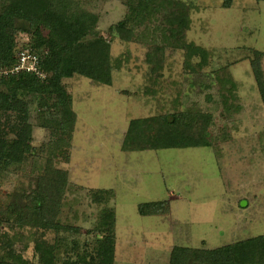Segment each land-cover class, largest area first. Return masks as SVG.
<instances>
[{
    "label": "rangeland",
    "instance_id": "obj_1",
    "mask_svg": "<svg viewBox=\"0 0 264 264\" xmlns=\"http://www.w3.org/2000/svg\"><path fill=\"white\" fill-rule=\"evenodd\" d=\"M69 1L92 15L82 43L101 40L112 85L64 79L76 116L66 128L56 96L19 92L32 150L21 164L0 163V260L11 249L28 264H102L101 245L114 236V264H170L176 247L213 250L264 235V104L252 70L259 52L264 74V2ZM16 27L28 31L15 34L17 49L33 42L29 22ZM180 113L212 116V147L122 149L132 120ZM24 125L0 110L1 140L15 141ZM49 160L69 173L61 230L20 227L13 204L27 202ZM163 201L166 215H140L141 204Z\"/></svg>",
    "mask_w": 264,
    "mask_h": 264
},
{
    "label": "trees",
    "instance_id": "obj_2",
    "mask_svg": "<svg viewBox=\"0 0 264 264\" xmlns=\"http://www.w3.org/2000/svg\"><path fill=\"white\" fill-rule=\"evenodd\" d=\"M232 1L226 0L225 7L230 8ZM70 5L69 0H0V73L5 70L6 75L2 79L7 86V92L0 91V110L17 112L25 122L15 141L0 139V163L4 165L21 164L32 150L33 126L28 122L27 107L18 100L19 92L44 97L56 96L64 105L66 128L75 125L76 116L72 110L71 97L62 84L64 79L80 75L103 85H112L109 54L101 46V40L92 45L82 43L83 38L93 32L89 25L92 15L71 8ZM18 20L29 22L34 39L17 49L15 34L28 32L27 29L16 27ZM42 26L49 30L48 37L42 34ZM25 51L38 56V69L46 75L45 79L32 72L16 71L20 66V54ZM261 56L263 54L255 53L252 70L264 104ZM202 60L205 62L203 57ZM211 122V115L199 113L132 120L122 149L133 153L210 148ZM68 183V171L55 168L49 160L45 175L40 178L37 188L26 197L27 202L22 206L13 204L11 214L16 215L15 223L20 227L61 230L57 218ZM165 204V201L141 204L139 213L142 216L166 215L168 209L164 212ZM100 252L102 264H114V236L105 240ZM81 261L85 264L84 259ZM0 264L28 263L14 255L10 249L8 258L0 260ZM170 264H264V235L213 250L176 247Z\"/></svg>",
    "mask_w": 264,
    "mask_h": 264
},
{
    "label": "built area",
    "instance_id": "obj_3",
    "mask_svg": "<svg viewBox=\"0 0 264 264\" xmlns=\"http://www.w3.org/2000/svg\"><path fill=\"white\" fill-rule=\"evenodd\" d=\"M19 58H20V66L16 69V71L22 70L26 72H32L42 77L43 79L46 78V75L44 73H41L38 69V65H39L38 56L30 53V51H25L20 54Z\"/></svg>",
    "mask_w": 264,
    "mask_h": 264
}]
</instances>
